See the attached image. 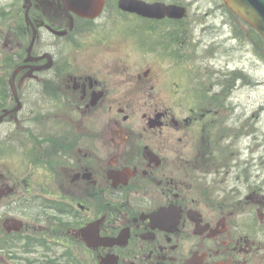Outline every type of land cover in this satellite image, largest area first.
<instances>
[{
    "label": "flooded vegetation",
    "instance_id": "1",
    "mask_svg": "<svg viewBox=\"0 0 264 264\" xmlns=\"http://www.w3.org/2000/svg\"><path fill=\"white\" fill-rule=\"evenodd\" d=\"M21 1L4 32L15 79L0 80V127L15 124L0 264H264V139L236 110L259 81L218 51L231 21Z\"/></svg>",
    "mask_w": 264,
    "mask_h": 264
},
{
    "label": "rangeland",
    "instance_id": "2",
    "mask_svg": "<svg viewBox=\"0 0 264 264\" xmlns=\"http://www.w3.org/2000/svg\"><path fill=\"white\" fill-rule=\"evenodd\" d=\"M150 1H159V0H150ZM168 2L174 0H166ZM9 3L14 4L9 6ZM188 5L190 6V15L194 18L200 16L199 19L203 20L202 25L204 27L207 26H216L220 25L218 21V15H225L226 19L230 20L233 25V31L236 33V38L231 39L224 44L223 41H227V37H221L220 44L218 45V51L220 54L226 52L232 54L234 56V60L236 65L245 63L249 65L250 72L253 80L259 81L256 85L257 87L251 86L250 89H237L236 95H241L242 99L245 102H238L236 103V110L237 113H241L244 110V104L250 107V120H251V137L248 139V142L251 143L253 146L255 143L254 138L257 139H264V111L263 113L260 112L262 109L261 106L264 105V40L261 35L254 29L250 30V36L247 38L245 36V31L243 29H248V26L244 24V21H240V19L235 12H231L229 8L223 3V0H188ZM11 8L13 14L11 16L12 21L16 19L18 15V10L21 8V2L18 0L16 3L11 0H0V8ZM7 25V20L4 18L3 11L0 10V36H3V40L5 36L2 35L4 33L5 27ZM216 34V32L213 30ZM222 36V33L220 34ZM0 44L2 41L0 40ZM249 60V61H248ZM250 62V64H248ZM5 72V71H4ZM7 76L9 73H12V69L5 72ZM8 73V74H7ZM3 73L0 72V76ZM250 96V98H249ZM237 100V99H236ZM261 105V106H260ZM254 114H260V119H255ZM37 119L40 121L39 118H36L35 115L29 116L27 122L25 123L26 126L36 127L37 126ZM15 124L12 123L11 125H2L0 128V138L3 137L4 134V127L7 126H14ZM16 126H20L19 124ZM3 163V160H0Z\"/></svg>",
    "mask_w": 264,
    "mask_h": 264
},
{
    "label": "water",
    "instance_id": "3",
    "mask_svg": "<svg viewBox=\"0 0 264 264\" xmlns=\"http://www.w3.org/2000/svg\"><path fill=\"white\" fill-rule=\"evenodd\" d=\"M247 22L264 36V0H226ZM78 5H91L89 0H78ZM84 9V6L79 7ZM158 8L153 6V9Z\"/></svg>",
    "mask_w": 264,
    "mask_h": 264
}]
</instances>
